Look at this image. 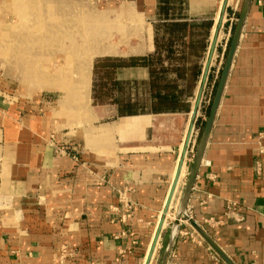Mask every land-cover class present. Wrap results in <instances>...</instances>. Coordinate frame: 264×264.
I'll list each match as a JSON object with an SVG mask.
<instances>
[{
    "label": "crops",
    "instance_id": "1",
    "mask_svg": "<svg viewBox=\"0 0 264 264\" xmlns=\"http://www.w3.org/2000/svg\"><path fill=\"white\" fill-rule=\"evenodd\" d=\"M83 1L100 21L26 22L46 5L0 0L1 32L48 28L52 38L39 44L54 48L45 70L24 58L21 75H6L22 83L0 87V264H145L192 125L150 264H228L190 218L234 264H264V0L250 2L189 197L190 218L181 219L212 103L203 94L211 87L214 97L223 66L218 76L214 67L225 62L219 37L236 25L245 0L52 2L61 13L63 4ZM35 40L24 36L21 44ZM62 46L72 53L63 57ZM104 57L139 59L115 72L121 86H134L128 101L95 103V62Z\"/></svg>",
    "mask_w": 264,
    "mask_h": 264
},
{
    "label": "rangeland",
    "instance_id": "2",
    "mask_svg": "<svg viewBox=\"0 0 264 264\" xmlns=\"http://www.w3.org/2000/svg\"><path fill=\"white\" fill-rule=\"evenodd\" d=\"M39 1V5L42 6V4L46 5V12L45 13H30L29 16L26 14L25 16L22 17V20H25L27 22L28 20H32L33 22H37L39 20L46 22V25L53 26L54 22L60 23L62 20H64V17L67 16L68 19L70 18L68 15H71L72 17H83V19H89V20H94V21H100L102 19L101 15L95 14V13H87L85 11L86 4L85 2H77L72 5L68 4H63L62 9L63 12L59 13V11L56 9V6L53 4V0H37ZM31 17V18H29ZM16 16H14L13 21L16 20ZM20 20V17H19ZM60 21V22H59ZM52 24H49V23ZM17 25V24H16ZM42 25V24H40ZM83 24H78L79 30L80 27ZM13 27L8 30H5L3 32L0 31V87L6 86V85H20L22 83V79H11L7 78L6 75L7 73L12 75V74H22V61L25 58V60L31 59L33 60V63L31 64L30 67H33L36 70H45L47 63L43 61V58L50 53V50H53L54 48L52 46H43V44H39L40 40H43L44 38H52L53 36V30L43 29V30H25L23 31L21 29V24H18L16 28ZM235 24L230 28H223L222 31V38L219 42V48L221 50L220 53V61H224L226 57V52L229 49V44L233 36ZM70 32L68 31H62L63 38H67ZM26 36L29 40L32 38L38 39L35 40L34 42H30V45H22V37ZM68 40V39H67ZM48 41V40H47ZM49 42V41H48ZM58 49V48H56ZM64 49L65 46L61 47L62 50V55L63 57L65 56L64 54ZM26 65V71H27V66L28 63H25ZM110 62L104 61L101 66L97 68V74L95 75L96 80L99 82L98 85V90L99 94L101 95V91H109L111 94L115 92L116 88H113V80H116V74L113 72V67L110 66ZM222 64V65H221ZM217 64L214 67V72L216 74V71L222 68L223 62ZM219 67V69H218ZM219 74V73H218ZM216 74V75H218ZM103 79H106L107 85L106 88L104 89L101 87V81ZM25 80V79H24ZM27 81V80H26ZM121 91L123 94H121L118 99L121 101H128L129 98L132 97V94L134 93V86L129 83H125L120 87ZM114 90V91H113ZM213 89L211 87L207 88V97L210 96L212 93ZM105 98V96H104ZM207 105V103H206Z\"/></svg>",
    "mask_w": 264,
    "mask_h": 264
},
{
    "label": "water",
    "instance_id": "3",
    "mask_svg": "<svg viewBox=\"0 0 264 264\" xmlns=\"http://www.w3.org/2000/svg\"><path fill=\"white\" fill-rule=\"evenodd\" d=\"M250 2H251V0H245L244 6L241 10L240 16H239L238 21H237L235 28H234V32H233V36H232V39L230 42L229 50H228V53H227V56H226V59H225V62H224V65H223V68L221 71V75H220L219 82H218V85L216 88V92L214 94V97H213V100L211 103L209 116H208V119H207V122H206V125L204 128L200 143L198 145L194 164H193L192 170L190 172V176H189V179H188V182H187V185H186V188L184 190V194H183V197L181 200L178 219H181L182 216H185L186 218H190L189 213L187 211V205H188L189 197H190V194L192 192V188H193V184H194V181H195V178L197 175L198 168H199L201 160L203 158V154H204V151H205V148L207 145V141L209 138V134L211 132V128H212V125H213V122L215 119V115H216V112H217V109H218V106H219V103H220V100H221V97L223 94V90H224V87H225V84L227 81V77H228L231 65L233 63V59H234V56H235V53L237 50V46L239 43V39L241 36V32L243 29V25L245 22V18L247 15V11H248ZM215 44H216V41L214 40L212 51L215 48ZM211 58H212V56L210 55V58H209L208 64H207V68H206V72H205L204 81H206L207 76H208ZM201 95H202V91H201V94H200V97L198 100L199 102L201 99ZM193 127L194 126L192 125L190 128V131H189V134L187 137V141H186V145H185V148L183 150V155L179 161L177 172H176L170 193L168 195L165 207L163 209V214H162V217L160 218V221H159V224H158V227H157V230H156V233H155V236H154V239H153V242H152V245H151V248H150V251H149V254L147 256L145 264L151 263L153 255H154L155 250L157 248V245H158V242H159V239L161 236V232H162L163 226L165 224L166 215L169 212V208H170L171 203L173 201L175 191H176L179 179H180L184 160H185V157L187 154L188 145H189L190 140H191ZM190 221L193 224V226L200 232V234L203 236V238H205L212 245V247L226 260V262L228 264H234L229 259V257L215 244V242L209 237V235L202 229V227L198 223L195 222V220L190 218ZM178 226H179V222H178V220H176V222L174 223V226H173V235L176 233Z\"/></svg>",
    "mask_w": 264,
    "mask_h": 264
},
{
    "label": "trees",
    "instance_id": "4",
    "mask_svg": "<svg viewBox=\"0 0 264 264\" xmlns=\"http://www.w3.org/2000/svg\"><path fill=\"white\" fill-rule=\"evenodd\" d=\"M138 60H139L138 58H133L130 61H127V60L117 58V57H104V58L96 59L95 69H94V83H93V98H94L95 103H105V102H110V101L122 102L120 99H118L114 95V93L111 94L107 90L105 91L103 90L101 91L102 92L101 95L99 94V90H98L99 82L95 78V75L97 74V68L101 66L104 61H107L111 63L110 66L113 67V72L115 73L116 69H118L119 67L134 65L138 63ZM112 83H113V86H115L113 88H116L115 90L120 89L121 85L119 84L117 80H113ZM106 85H107L106 79H103L101 81V87L104 89V87L106 88ZM162 99H161V103H164V98ZM125 103H126L125 105H127V109L129 111H132L133 110L132 104L129 102H125Z\"/></svg>",
    "mask_w": 264,
    "mask_h": 264
},
{
    "label": "bare ground",
    "instance_id": "5",
    "mask_svg": "<svg viewBox=\"0 0 264 264\" xmlns=\"http://www.w3.org/2000/svg\"><path fill=\"white\" fill-rule=\"evenodd\" d=\"M18 12H19V11H18ZM20 12H21V11H20ZM21 14H22V13H21ZM18 17H19V16H18ZM26 25H27V24H26ZM87 30H88V29H87ZM80 31H81V30H80ZM80 31H79V32H80ZM86 32H88V31H86ZM218 34H219V33H218ZM220 36H221V35H220ZM84 37H88V39H89V35H88V36H84ZM82 39H83V38H82ZM86 39H87V38H86ZM86 39H84V40H86ZM88 39H87V40H88ZM220 39H221V38L219 37V40H220ZM78 40H79V39H78ZM59 41H60V40H59ZM83 42H84V41H83ZM83 42H82V43H83ZM219 42H220V41H219ZM85 43H87V42L85 41ZM88 43H89V41H88ZM100 43H101V42H100ZM60 44H61V43H60ZM78 44H79V42H78ZM68 45H69V44H67V46H68ZM88 45H89V44H88ZM95 45H96V44H95ZM65 46H66V45H65ZM81 46H83V47H87V46H85V45H81ZM210 46H211V45H210ZM68 47H69V46H68ZM95 47L97 48V47H99V45H97V46H95ZM95 47H94V48H95ZM102 47H103V46H102ZM79 48H80V47H79ZM109 48H110V47H109ZM70 49H71V48H70ZM87 49H88V48H87ZM97 49L100 51V53H101V52H102V53H103V52H104V53H105V52H106V53L111 52V50H110L111 48H110V49H103V50H100L99 48H97ZM97 49H96V50H97ZM64 50H65V49H64ZM81 50L83 51V49H81ZM93 50H94V49H93ZM59 51H60V50H59ZM69 51H70V50H69ZM74 51H76V50H74ZM74 51H73V53H74ZM84 51H85V49H84ZM99 51H97V53H99ZM61 52H62V51H61ZM76 52L78 53V52H81V51H76ZM65 53L69 55V54H71L72 52H71V53L64 52V54H65ZM84 53H85V52H84ZM86 53H87V52H86ZM88 53H89V52H88ZM88 53H87V54H88ZM78 54H79V56H80V53H78ZM81 54H82V53H81ZM94 54H95V53H94ZM88 55H89V54H88ZM90 55H91V54H90ZM73 56H74V55H73ZM82 56H83V55H82ZM84 56H87V55L84 54ZM77 57H78V56H77ZM70 58H71V56H70ZM79 58H80V57H79ZM79 58H78V60L80 61ZM86 59H87V58H86ZM73 60H75V59H73ZM82 64H84V62H83ZM77 65H79V64H76L75 66L77 67ZM87 65H89V60H88V62H87V64H86V67H87ZM88 67H89V66H88ZM83 68L85 69V67H83V66L80 65L78 70H79V71H80V70H83ZM34 70H35V69H34ZM76 70H77V68H76ZM85 71H86V69H85ZM85 71H84V72H85ZM35 72H36V71H35ZM87 72L89 73V71H87ZM79 73H80V72H79ZM82 73H83V72H81L80 74L82 75ZM88 73H86V75H87ZM35 74H36V73H35ZM87 76H89V75H87ZM87 76H84V77H86V79H87ZM84 77H83V78H84ZM81 79H82V77H81ZM83 81H84V80H83ZM85 81H86V80H85ZM85 81H84V82H85ZM196 90H197V89H196ZM195 93H196V92H195ZM203 97H204V96H203ZM195 122H196V121H195ZM193 132H194V131H193Z\"/></svg>",
    "mask_w": 264,
    "mask_h": 264
},
{
    "label": "built area",
    "instance_id": "6",
    "mask_svg": "<svg viewBox=\"0 0 264 264\" xmlns=\"http://www.w3.org/2000/svg\"><path fill=\"white\" fill-rule=\"evenodd\" d=\"M218 76V75H217ZM207 92H205L204 94H203V102H204V104H206L207 103V105H209L210 103H211V101H212V98H213V91H212V93L210 94V96L209 97H207ZM192 152H194L193 150H192ZM194 153H192V156L189 158V159H193V155ZM188 155V151H187V154H186V156ZM186 158V157H185Z\"/></svg>",
    "mask_w": 264,
    "mask_h": 264
}]
</instances>
